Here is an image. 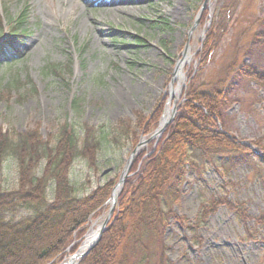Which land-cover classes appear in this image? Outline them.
Wrapping results in <instances>:
<instances>
[{"label":"rangeland","instance_id":"374dc122","mask_svg":"<svg viewBox=\"0 0 264 264\" xmlns=\"http://www.w3.org/2000/svg\"><path fill=\"white\" fill-rule=\"evenodd\" d=\"M108 1L0 0L7 18L27 6L26 29L12 37L18 54L6 57L0 51V129L10 131L13 139L30 129L51 138L66 121L79 131L85 123L107 129L121 118L135 121L137 113L149 115L161 98H166L164 110L174 104L180 110L185 89L222 80L224 130L252 144L263 161L264 86L238 77L231 65H255L264 72V0H207L198 23L205 0H132L119 9ZM205 11L208 20L202 19ZM162 17L168 18L169 27L157 21ZM216 18L220 31L204 59L199 54ZM4 27L6 32L7 20ZM189 46L185 83L180 93L172 94L179 86L175 70ZM155 129L149 134L138 130L136 144L124 139L122 148L105 141L96 167L77 158L70 172L77 194L90 193L110 179L116 185L141 136L149 138ZM152 140L156 143L153 137L136 155L151 149ZM2 174L3 188L12 189L17 182L13 154L6 156ZM200 175L187 174L182 199L173 206L177 213L193 223L202 203L226 196L244 202L250 217L242 221L222 204L197 233L171 217L165 248H154L146 264H264V223L256 222L264 215V162L231 169L206 162ZM111 206L110 196L100 213L89 217L82 241ZM74 253L68 252L63 261Z\"/></svg>","mask_w":264,"mask_h":264},{"label":"trees","instance_id":"16d2710c","mask_svg":"<svg viewBox=\"0 0 264 264\" xmlns=\"http://www.w3.org/2000/svg\"><path fill=\"white\" fill-rule=\"evenodd\" d=\"M26 10L27 6L7 18L6 9L0 7V51L6 57L18 54L12 37L26 29ZM205 18H209L207 11L202 19ZM5 20L9 27L7 33L3 31ZM157 21L170 26L168 18ZM214 21L199 54L204 59L209 56L212 41L217 40V30L220 31L217 18ZM6 34L10 36L6 38ZM231 66L236 68L238 77L264 86V72L257 66L243 67L236 63ZM184 92L174 120L157 145L152 140L153 151L143 148L136 155L113 219L98 243L78 264H146L154 248H165V233L171 217L196 233L222 204L242 221L250 217L244 202L226 196L202 203L193 223L173 209L182 199L187 174L190 171L202 174L206 162H221L228 169L242 163L264 162L250 146L224 130L222 80L202 83ZM165 103L166 98H161L149 115L137 113L135 121L121 118L107 129L85 123L79 131L66 121L51 138H43L37 129H30L13 139L10 131L0 129V264H60L68 252H76L88 229L89 217L97 210L96 214L100 213L116 180L110 179L90 193L78 195L70 177L72 165L81 157L96 167L105 141L118 148L125 146L124 139L136 144L138 130L149 134L158 126ZM10 154L17 161V182L8 190L2 186V166ZM256 222L264 223V215L259 214Z\"/></svg>","mask_w":264,"mask_h":264},{"label":"water","instance_id":"95a60500","mask_svg":"<svg viewBox=\"0 0 264 264\" xmlns=\"http://www.w3.org/2000/svg\"><path fill=\"white\" fill-rule=\"evenodd\" d=\"M207 0H205L202 4V7L196 17V21L195 23H198L199 22V19H200V16H201V13H202V10L205 6V3H206ZM179 88V86H177V88H174L172 89V94L176 93V90ZM181 91V90H180ZM180 91H178L180 93ZM169 102H170V99H169ZM179 105H173L172 106V110L170 112V114H167L166 113V110H167V107L166 109L164 110L163 112V115H162V118H161V121L158 125V127L155 129L154 133L151 135V137L149 138H145L144 135L141 136V139L137 145V147L132 151L131 153V156L129 158V160L127 161L125 167H124V170L121 174V177L118 181V183L114 186L113 188V192H112V195H111V200H112V206L110 207V210L108 212V216L104 219V221L102 222L101 226L99 227V229L96 231V233H94L92 236L88 237V235L86 234L85 237H84V240L82 241V243L80 244L78 250L72 254L70 257H75L79 254L80 250L83 249L82 253L80 254V258H79V261L82 257H84L97 243L98 241L100 240L104 230L107 228V225L108 223L110 222L111 220V216L114 212V209H115V205H116V202H117V197L118 195L120 194L121 190L123 189V186H124V183L126 181V178L128 176V174L130 173L131 171V168H132V165H133V162H134V158H135V155L136 153L138 152V149L140 148L141 145L147 143L150 139H152L153 137L156 138V143L155 145H157L160 137L162 136L163 132L165 131L166 127L168 126V124L174 120L178 110H179ZM247 145L252 146V144L250 143H247ZM254 148V147H253ZM254 151L256 153L257 150L254 149ZM78 261V262H79ZM77 262V263H78Z\"/></svg>","mask_w":264,"mask_h":264},{"label":"bare ground","instance_id":"6f19581e","mask_svg":"<svg viewBox=\"0 0 264 264\" xmlns=\"http://www.w3.org/2000/svg\"><path fill=\"white\" fill-rule=\"evenodd\" d=\"M132 0H109L108 3L111 5V6H114L116 9H119L120 6L123 4V3H127V2H131ZM135 3L137 1L133 0ZM191 47L189 46L188 50H187V55L186 57H184V59L181 61L180 65H178V67L176 68L175 70V78L179 81V88L176 90V93H178L179 90H181L182 86L184 85L185 83V79H186V74H185V71H184V64L187 60H189V58L191 57ZM172 110V107L171 106H168L167 107V110H166V113L167 114H170ZM115 212H113V215H114ZM108 214V213H107ZM103 215L102 216V220L101 219H97L95 221H93V224L91 225V228L89 229L88 231V237L92 236L94 233H96V231L99 229V227L101 226L102 222L104 221V219L108 216V215ZM112 215V216H113ZM83 249L80 250L79 254L75 257H70L68 259H66L65 261H63L61 264H77V262L79 261V258H80V254L82 253Z\"/></svg>","mask_w":264,"mask_h":264}]
</instances>
